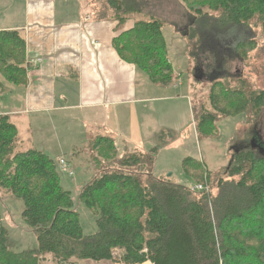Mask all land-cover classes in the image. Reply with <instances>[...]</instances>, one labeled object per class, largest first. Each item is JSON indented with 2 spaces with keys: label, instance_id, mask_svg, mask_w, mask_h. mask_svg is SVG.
<instances>
[{
  "label": "trees",
  "instance_id": "16d2710c",
  "mask_svg": "<svg viewBox=\"0 0 264 264\" xmlns=\"http://www.w3.org/2000/svg\"><path fill=\"white\" fill-rule=\"evenodd\" d=\"M177 1L195 17L219 11L212 31L221 41L232 43L255 17L264 33V0ZM102 2L119 25L143 9L136 0ZM133 21L132 29L112 40L113 48L122 61L145 72L153 85L170 86L179 77L174 78L167 59L161 22ZM235 46L234 55L244 58L254 43L245 40ZM25 57L24 38L17 31H0V77L8 84L26 83ZM216 86L210 96L214 115H200L196 126L203 136L213 133L218 116L257 114L264 106V92ZM161 137L163 133L156 140ZM18 140L15 125L8 116H0V192L22 202L21 218L34 233L37 248L14 251L7 230L1 228L0 264H44L48 256L53 264L112 261L114 249L122 251L116 264H264V157L251 149L233 154L224 171L229 181L218 179L220 193L212 197V173L202 162L187 158L182 164L189 177L208 187V192L192 193L153 176L157 141L148 153L119 159L113 139L97 138L92 142L96 156L90 158L94 177L78 196L96 217V233L86 236L71 195L60 184L55 161L38 150L18 151Z\"/></svg>",
  "mask_w": 264,
  "mask_h": 264
},
{
  "label": "rangeland",
  "instance_id": "374dc122",
  "mask_svg": "<svg viewBox=\"0 0 264 264\" xmlns=\"http://www.w3.org/2000/svg\"><path fill=\"white\" fill-rule=\"evenodd\" d=\"M25 1H0V26L10 22V16L18 18ZM29 1L33 3L34 0ZM69 1L70 5H79L82 10L80 12L89 13L86 9V0ZM90 1L103 4V0ZM58 2L59 0H56V3ZM136 2L139 8H143L142 12L133 13L128 19L143 21L155 19L161 22L167 59L171 63L174 78H179L168 87H160L153 85L145 72L138 71V97L157 99L135 109H127L130 116L126 118L133 127L122 139L117 136L118 134L113 136L117 158L121 159L135 152L148 153L157 141L160 148L155 154L152 171L155 178L172 185L183 186L192 192L191 189L200 183L183 170V161L190 158L193 162H202L205 169L212 173L210 186L214 185V187L211 188V196L216 197L220 193L217 187L218 179L229 181L224 171L230 166L234 153L241 149H251L254 155L264 156V106L257 114L246 111L226 118L218 116L213 133L208 137L200 134L196 126L200 115L205 113L214 115L210 96L215 83L218 90L221 88L244 90L246 87V91L249 92H264V33L261 22L255 17L249 26L240 29L232 43L229 39L224 42L212 31L217 29L214 20L219 15L217 10L205 12L207 17L202 14L209 18L206 19L195 17L182 2L177 0H136ZM105 14L107 12L100 11L97 15ZM197 19L206 20L197 24ZM200 35L203 36L197 37ZM245 40H251L254 48L247 50L244 58H239L233 53L237 47L235 45ZM239 79L245 86L239 85L241 84ZM2 81L0 77V82L3 83ZM118 114L124 116L121 111H118ZM91 132V142L89 141L83 151L68 150L71 143L66 140L64 150L52 149L50 150L52 154L48 155L54 161L58 160L55 159L57 156L62 155L70 165L69 171L72 172L70 177L66 170L58 166L56 169L61 186L70 193L74 207L80 215V224L86 236L96 233V217L78 202V196L82 187L94 177L95 171L90 168V158L95 155L92 151V142L97 130L95 133L93 130ZM160 133H163V137L156 140ZM51 142L55 143V140ZM23 208L20 200L0 192V229L7 230L16 252L37 248L34 233L21 218ZM121 255V250L114 249L112 261L72 263L116 264ZM44 264H53L52 258L46 257Z\"/></svg>",
  "mask_w": 264,
  "mask_h": 264
},
{
  "label": "crops",
  "instance_id": "0c3cea01",
  "mask_svg": "<svg viewBox=\"0 0 264 264\" xmlns=\"http://www.w3.org/2000/svg\"><path fill=\"white\" fill-rule=\"evenodd\" d=\"M86 3L87 14L69 0H26L19 17L10 16L0 26L25 40L27 81L11 85L1 77L0 91V116H8L17 128L18 151L34 149L48 156L52 149L64 150L66 140L68 150L83 151L92 130H97L94 141L117 134L122 139L133 127L127 109L157 99L138 97L140 70L122 61L112 46L134 21L119 25L110 8ZM100 11L107 14L98 16Z\"/></svg>",
  "mask_w": 264,
  "mask_h": 264
},
{
  "label": "built area",
  "instance_id": "2783aa9c",
  "mask_svg": "<svg viewBox=\"0 0 264 264\" xmlns=\"http://www.w3.org/2000/svg\"><path fill=\"white\" fill-rule=\"evenodd\" d=\"M37 62H41V59H38ZM58 167H60L61 169H64L67 171V175L70 177L72 176V172L69 171V165L67 163V161L63 158L58 159L57 161V165ZM192 192H208V187L206 185H202V184H196V186H194L192 189Z\"/></svg>",
  "mask_w": 264,
  "mask_h": 264
},
{
  "label": "water",
  "instance_id": "95a60500",
  "mask_svg": "<svg viewBox=\"0 0 264 264\" xmlns=\"http://www.w3.org/2000/svg\"><path fill=\"white\" fill-rule=\"evenodd\" d=\"M200 72V71H199ZM199 77H200V79H201V74H199ZM253 145V144H252ZM251 147H253V146H251ZM264 157V156H263Z\"/></svg>",
  "mask_w": 264,
  "mask_h": 264
}]
</instances>
